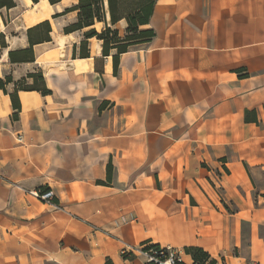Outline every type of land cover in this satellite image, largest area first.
<instances>
[{
  "label": "crops",
  "instance_id": "obj_1",
  "mask_svg": "<svg viewBox=\"0 0 264 264\" xmlns=\"http://www.w3.org/2000/svg\"><path fill=\"white\" fill-rule=\"evenodd\" d=\"M77 1L0 7V78L11 76L0 88V264H144L120 255L141 242L182 250L183 264L190 246L215 264H264V0H155V35L120 53L116 74L101 40L79 54L89 27L63 31ZM44 20L50 40L11 62ZM39 70L50 92L19 89L13 108L9 93ZM32 189L53 190V204Z\"/></svg>",
  "mask_w": 264,
  "mask_h": 264
},
{
  "label": "trees",
  "instance_id": "obj_2",
  "mask_svg": "<svg viewBox=\"0 0 264 264\" xmlns=\"http://www.w3.org/2000/svg\"><path fill=\"white\" fill-rule=\"evenodd\" d=\"M37 2L38 0H32ZM50 4L56 3L60 0H48ZM155 0H144L133 5L129 11L123 10L124 0H78L74 5L66 8L64 12L76 10V20L63 28L65 33L89 27L83 33V40L79 43V54L81 57L89 56L87 39L95 37L101 40L102 55H109L114 51L112 56L113 72L116 74L118 69V57L122 52L127 51L130 47L138 44L148 42L154 35L155 31L151 27H145L149 23L152 14ZM13 0H0V7L14 6ZM63 12V13H64ZM108 15V17H107ZM124 19L126 27L122 35L113 27V25ZM95 22H101L103 28L97 31L91 27ZM51 31L50 23L44 20L33 27L27 29L28 46L26 48L9 50L8 57L11 62H25L33 61V44L49 41ZM0 44L4 46L3 34L0 33ZM76 46H73V55H75ZM98 69V67H96ZM31 82L27 83L26 79ZM11 81L10 75H5L3 79L0 78V88L6 92L5 83ZM36 90L41 94H48L50 91L46 88L42 72H31L26 75L19 83L17 88L9 93L13 108L19 110L20 104L17 97V90ZM16 112L13 117H16ZM110 170V169H109ZM148 243L150 246L157 248L159 245L150 242H141L140 244ZM184 252L189 254L192 258V264H215L216 261L210 258L209 254L202 248L197 246H190L184 249ZM132 259V258H131ZM183 264V263H178Z\"/></svg>",
  "mask_w": 264,
  "mask_h": 264
},
{
  "label": "built area",
  "instance_id": "obj_3",
  "mask_svg": "<svg viewBox=\"0 0 264 264\" xmlns=\"http://www.w3.org/2000/svg\"><path fill=\"white\" fill-rule=\"evenodd\" d=\"M19 142L22 141L21 135L17 136ZM27 194L33 198L40 200L43 203L53 204L54 198L53 190L51 189H32L27 190ZM133 219V217H132ZM122 222H126L124 217ZM182 250L173 248L171 246H158L157 248L150 246V244H138L136 246L125 245L120 250V255L123 259H131L135 257L142 258L144 264H178L182 263Z\"/></svg>",
  "mask_w": 264,
  "mask_h": 264
},
{
  "label": "rangeland",
  "instance_id": "obj_4",
  "mask_svg": "<svg viewBox=\"0 0 264 264\" xmlns=\"http://www.w3.org/2000/svg\"><path fill=\"white\" fill-rule=\"evenodd\" d=\"M144 0H124L123 3V10L124 11H129L134 4L138 3V2H142Z\"/></svg>",
  "mask_w": 264,
  "mask_h": 264
}]
</instances>
